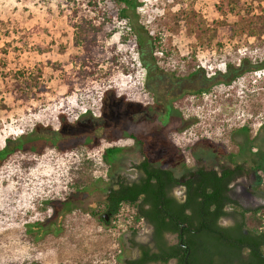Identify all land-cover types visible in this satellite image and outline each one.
<instances>
[{
	"label": "rangeland",
	"instance_id": "obj_1",
	"mask_svg": "<svg viewBox=\"0 0 264 264\" xmlns=\"http://www.w3.org/2000/svg\"><path fill=\"white\" fill-rule=\"evenodd\" d=\"M60 1L0 0V67L39 73L47 87L26 105L13 102L0 87V149L22 133L41 135L40 126L50 127L46 135H58L65 144L46 146L41 154H14L0 166V264H120L121 247L131 254L126 238L135 230L145 239L149 228L134 223L135 211L127 205L106 226L91 212L102 214L106 189L118 177L136 178L134 165L142 155L176 175L182 165L192 166L191 152L209 167L242 163L259 180L264 204V69L246 72L229 85L206 84L200 95L191 93L188 79L182 80L198 70L208 77L228 64L237 67L242 58L262 61L263 19L257 20L254 36L244 26L229 39L221 27L245 17L254 22L264 0H239L242 9L225 15L218 9L224 7L222 0H138L135 27L153 50L150 88L140 66L137 34L125 22L114 21L116 32L104 44H116L133 72L113 70L108 78L101 76L70 94L63 76L80 50L72 45L73 30ZM142 48L147 53L148 44ZM99 68L106 71L105 65ZM168 78L180 84V96H173L177 88L168 92ZM155 97L160 104L152 103ZM162 97L178 114L162 117ZM113 147L117 151L110 162L103 160ZM253 166L255 173L249 171ZM78 167L91 177L84 191L67 185ZM253 177L247 174L239 184L253 182ZM71 194L78 197L76 208L63 217L60 231L31 240L27 226L46 223L54 215L52 204Z\"/></svg>",
	"mask_w": 264,
	"mask_h": 264
},
{
	"label": "trees",
	"instance_id": "obj_2",
	"mask_svg": "<svg viewBox=\"0 0 264 264\" xmlns=\"http://www.w3.org/2000/svg\"><path fill=\"white\" fill-rule=\"evenodd\" d=\"M105 1L110 4V7L104 4ZM221 2L224 7L218 9L224 15L242 9L239 0H222ZM253 2L260 3L261 0H254ZM59 4L65 6L67 10V21L73 30L72 45L80 50L78 55L72 56L70 59L72 64L70 73H64L63 76L68 94L72 93L75 87L84 88L91 81L101 76L105 79L108 78L113 70H119L125 75L133 72L122 62L125 54L123 51L117 50L116 44L110 46L104 44V41L116 32L114 21L125 22L130 31L137 34L140 66L152 73L154 72L155 67L151 57L153 53L152 43L149 39L145 41L146 43L142 42L139 36L140 30L135 27V21L138 17L136 14V9L139 6L138 0H61ZM257 8L259 14L256 15L254 22H252L251 17L249 20H246L247 17H245L221 27L227 38H234L244 29V26L247 27V33L254 36L257 20L263 19L262 25L264 24V8L259 5ZM244 23H248V25H244ZM121 38L124 39V37ZM144 44H148L147 53L142 48ZM100 65L106 66V71L103 73L100 71ZM52 66L56 70L59 68L56 65ZM263 69L264 59L259 63H252L249 59L242 58L237 67L228 64L223 72L218 71L208 77L202 70H198L189 73L182 80L188 79L192 84L191 93L200 95L207 90L206 84L208 85L207 88L212 84L229 85L246 72H256ZM0 87L4 93L12 98L13 102H19L21 105H26L47 91L39 73L20 70L9 72L1 67ZM164 108V115L167 116L171 106L167 105ZM63 117L61 114L58 115L61 120ZM40 129L41 135L37 134L38 132L34 134L22 133L14 139H7L3 148L0 149V166L14 154L24 156L41 154L46 146L61 148L60 146L65 145L58 135L54 134L52 137L46 135L50 127L40 126ZM124 136L134 139L137 144H141L132 133H126ZM116 151L117 149L114 147L107 149L106 154L103 155V160L110 162L109 159L114 156ZM142 158L140 164L135 166L143 173L138 182L128 184L123 177H118L114 185L106 189V194L100 203L102 214H99V211L91 212L94 217L99 215L98 219L105 226L108 225L109 221L105 222L102 215L106 213L111 219L118 214L122 205L134 209V223L147 218L154 224L157 236L164 231L178 232L181 225L185 224V228L180 229L181 233H179L178 238L183 246H191V251H193L191 254L193 255H196V252L216 251L217 248L226 246L227 242L224 243V240L225 238L227 240V230L219 229L214 223L225 214L223 206L226 203L232 205L233 209L241 215L244 228L248 230L264 228V207L248 212L226 195V184L236 176L248 173L242 163L237 162L235 164L236 176L233 175V171L228 166H222L220 172L211 168L200 167L194 172L186 169L181 178L175 179L172 177L171 170L153 166L146 155H142ZM251 170L253 167L249 169V171ZM184 178L186 179L183 180ZM90 180L91 177L78 167L67 185L69 190L84 191L85 187L89 186ZM176 185H183L186 188L183 203H176L165 197L166 187ZM77 198L76 194H71L67 200L52 204L54 215L46 223L35 222L27 226L25 232L30 239L39 241L48 234L60 231L63 217L76 208ZM145 204H148L147 209H145ZM194 229L198 232L197 247L193 246L196 244V239H191V233ZM135 232L133 230L132 234L135 235ZM238 246L234 243L229 245L232 249ZM240 250L241 248L235 249L238 253ZM189 262L191 261L189 260Z\"/></svg>",
	"mask_w": 264,
	"mask_h": 264
},
{
	"label": "flooded vegetation",
	"instance_id": "obj_3",
	"mask_svg": "<svg viewBox=\"0 0 264 264\" xmlns=\"http://www.w3.org/2000/svg\"><path fill=\"white\" fill-rule=\"evenodd\" d=\"M144 70L146 76L145 84L149 89L151 81L153 82V76L151 75L152 72H150L148 69ZM167 82L168 92H171L172 90L177 88V92L173 94L174 97L180 96L184 92V90H181L179 83H174L170 78H168ZM153 95L155 96L156 93L154 92ZM165 97H162V100L160 102L161 105H163V108L167 105H169V107L171 106L167 116L169 117L172 113L178 114V112L174 109L175 107L169 104L168 101L165 100ZM160 99L155 97V100H153L152 103H159ZM164 114L162 115V117L165 116ZM164 123L165 121H162L161 125H165ZM230 157L232 156H229L228 158L230 159ZM191 158L193 161L192 166L190 168H187L185 167V165H182L181 172L178 175H176L173 170L168 169L172 171V177H174L175 179L181 178L184 175L186 169L194 172L200 167H204L211 168L212 170L220 172V169L222 167L220 165L209 167L205 164V159H202L201 162L197 161L192 152ZM140 162L138 164H140ZM235 164L236 163L231 162V165H228V167H230V169L233 171V175L237 173H235ZM136 165H134V168ZM160 168L167 169L163 167ZM255 168L257 167L253 166L252 171L254 173ZM135 171L137 174L135 179H125L128 184L138 182V180L143 176L141 170L135 168ZM247 174L249 178L254 176L251 172H248L246 174L243 173L239 176L235 175L236 177L226 184V195L245 211L251 212L252 210H260L262 207H264V204L260 203L259 194L261 190L258 186L259 180L257 178L254 179L253 177V182L245 185L239 184L240 182H242L241 180L244 181V178ZM233 175L231 174L230 176L232 177ZM185 179L186 178H184L183 180ZM176 189H178L179 191L178 195L174 193V190ZM185 192L186 188L183 185H176L173 187L167 186L165 189V197L176 203H183L185 200ZM147 208L148 204H145V209ZM223 211L225 214L220 216L214 223L219 229L227 230V240L226 238L224 240V243L227 242V244L226 246L217 248L216 251L196 252V255H193L191 254L193 252L191 251V246H183L181 244V240L178 238L181 230L185 228V224L181 225V230L179 229L178 232L164 231L157 236L154 224H152L146 218L141 219L142 223H144L149 228V232L146 234L145 239H141L137 235L127 237V248L131 251V254L127 256L125 253L126 250L121 247L117 254L116 261H120V264H264V228L259 227L257 228V230H248L244 228V226L242 225L243 219L241 215L233 209L232 205L228 203L223 206ZM104 215L107 216V214L104 213L102 215V218ZM107 221H109V217ZM197 234L198 232L195 229L192 230L191 239H196V244L193 245L194 247H197L199 240ZM211 236L212 234L210 235V237ZM230 243L238 244L239 246L236 248H241L240 252H236V248H230ZM185 252L186 254L184 255ZM189 260L191 262H189Z\"/></svg>",
	"mask_w": 264,
	"mask_h": 264
},
{
	"label": "water",
	"instance_id": "obj_4",
	"mask_svg": "<svg viewBox=\"0 0 264 264\" xmlns=\"http://www.w3.org/2000/svg\"><path fill=\"white\" fill-rule=\"evenodd\" d=\"M103 218L105 219V221L108 220V216L104 215Z\"/></svg>",
	"mask_w": 264,
	"mask_h": 264
}]
</instances>
